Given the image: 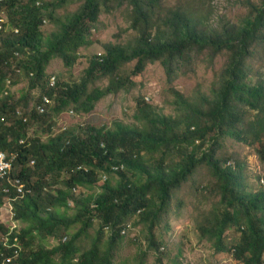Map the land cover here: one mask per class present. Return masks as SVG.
<instances>
[{
  "label": "trees",
  "instance_id": "trees-1",
  "mask_svg": "<svg viewBox=\"0 0 264 264\" xmlns=\"http://www.w3.org/2000/svg\"><path fill=\"white\" fill-rule=\"evenodd\" d=\"M65 2L0 3L11 28L19 30L6 37L0 32V94L6 75L17 79L11 70L15 66L23 71L29 92L41 90L37 105L43 97L53 100L51 116L68 111L88 116L105 98L133 91V78L143 74L147 66L159 63L170 84L180 75L185 76L192 59L200 55L212 60L225 52L226 62L212 97L202 96L197 103V98L192 102L171 90L175 105L182 111L179 116L157 115L142 98H137L134 118L142 124L141 129L118 122L111 129L67 131L46 143L34 139L29 148L20 146V141L31 128L49 119L48 114L27 111L23 115L25 123L15 117V110L28 109L29 95L24 94L16 102L11 96L0 97V150L17 156L12 176L22 178L32 189L31 195L15 203L17 219L24 224L20 243L26 251L14 264H114L127 237L123 229L130 223L134 228L144 227L148 252L160 254L164 246L153 232L170 211L176 192L201 166L209 169V190L218 200L197 226L199 241L208 243L217 254L230 253L239 264H264V189L245 192L242 162L233 154L219 157L221 141L228 138L253 147L258 160L264 163V78L251 64L264 47V0L246 4L248 14L240 25L226 22L217 28L203 24L183 7L164 9L163 0H84L78 11L59 24L58 32L44 38V17L51 18L52 11L47 12ZM125 6L131 11L130 29L137 35L134 46L106 45L103 55L92 58L79 83L57 81L55 88L47 89L49 77L47 81L45 70L50 62L59 59L66 69H72L79 60V51L92 46L90 37L102 9L110 13ZM13 52L25 57L16 59ZM132 63V77L126 78L122 70ZM104 79L109 80L106 89H90ZM52 127L51 122L48 132ZM155 155L159 157L153 166H147L144 156L152 159ZM168 159L176 163L168 165ZM31 160L36 165L30 169ZM114 168H118L115 173ZM102 173L108 176L105 182ZM110 175L119 177L117 184L110 182ZM65 176L62 188H50ZM75 187L78 192L81 188H100L101 192L86 196L74 192ZM70 207L76 210L74 216L58 214ZM95 223L99 229L92 247L82 251L78 241ZM78 224L80 228L70 234ZM230 229L238 233L237 240L226 237ZM64 237L68 238L65 243ZM49 239L59 242L53 248L42 246ZM103 244L105 249L101 248Z\"/></svg>",
  "mask_w": 264,
  "mask_h": 264
},
{
  "label": "rangeland",
  "instance_id": "rangeland-1",
  "mask_svg": "<svg viewBox=\"0 0 264 264\" xmlns=\"http://www.w3.org/2000/svg\"><path fill=\"white\" fill-rule=\"evenodd\" d=\"M46 1L58 3L62 0ZM83 2L84 0H66L61 7L54 10L50 9L47 13L52 11V17H44L41 26L42 36L46 38L58 32L59 24L78 11ZM258 2L259 0H163V8L183 7L200 18L203 24L217 28L219 24L226 22L240 25L248 14L246 4H257ZM208 11L210 12L209 18L206 19ZM2 12L4 11L0 9V14ZM130 25L131 11L127 6L110 13L102 9L99 22L90 37L92 46L79 51V60L72 69H66L59 59L51 61L45 70L47 81L48 77L49 79L56 77L58 82L79 83L89 68L92 58L103 55L106 45L134 46L137 35L130 29ZM8 29L3 33L4 37L9 33L14 34L11 28ZM225 62V52L212 60L207 55H200L192 59L191 68L185 76L180 75L170 84L167 82L163 68L159 63L147 66L143 74L133 78L132 81L136 83L133 91L120 92L105 98L97 104L95 110L88 116H77L75 113L72 114V111H68L61 116L53 117L50 113L48 114L49 119H44L45 122L41 126L31 128L25 139L30 144L34 139H40L46 143L50 138L67 131L77 133V131L86 130L89 127L111 129L118 122L128 127L141 129L142 124L134 118L137 114V98H142L157 115L171 118L179 116L182 111L175 105V97L171 90H176L192 102L197 98V103L202 96L212 97V90L217 88L219 75ZM251 64L264 78V47L258 50V54L251 60ZM134 66L135 63L126 65L122 70V75L131 78ZM21 73L23 74L22 70ZM15 80L16 83L11 89V97H9L16 102L24 94L29 95L28 109L18 107L15 110L21 114L20 118H23L27 111H32L37 105V101L41 97V90L34 89L29 92V83L25 78L20 77L13 81ZM108 86L109 80L104 79L92 84L90 89L104 90ZM46 88L48 89V85ZM0 97L1 99L7 98ZM51 122L53 127L51 132H48V125ZM221 143L222 148L219 151V157L233 154L244 165L241 183L245 192L264 189V184L259 182V178L264 177V163L258 160L254 148L228 138L223 139ZM158 157L155 155L151 159L149 156H144L146 165L152 167L153 161ZM171 161L176 163L175 160L168 159L166 164L170 165ZM66 178L65 176L59 179V182L52 184L50 188L53 190L62 188ZM109 178L113 185L119 181V177L115 175H110ZM210 182L209 169L206 166H201L196 170L194 177L184 183L181 189L176 192V198L170 206V211L166 216H162L161 224L153 232L156 241L165 248L160 249V254L148 252L146 248L148 244L147 234L143 226L137 225L135 228L132 227L133 229L128 232L127 237L121 243L114 258V264H239L230 253L217 254L208 243L198 239L197 226L218 200V197L209 190ZM100 192V188H81L78 193L87 196ZM75 213L76 210L72 207L67 212L64 209L58 212V214L66 215L68 218L74 216ZM136 220L137 218L134 219V221ZM164 226H167V229ZM79 228V224L75 225L70 234L75 233ZM98 229V223H95L89 233L79 239L78 245L82 251L92 247ZM225 235L232 241L238 238V233L234 229H230L229 234ZM106 236L108 235L106 234ZM58 242L59 239H49L47 242H43L42 246L53 248ZM105 245L103 244L101 248L105 249ZM34 248L37 247L34 246ZM158 260L160 261L158 262Z\"/></svg>",
  "mask_w": 264,
  "mask_h": 264
},
{
  "label": "built area",
  "instance_id": "built-area-1",
  "mask_svg": "<svg viewBox=\"0 0 264 264\" xmlns=\"http://www.w3.org/2000/svg\"><path fill=\"white\" fill-rule=\"evenodd\" d=\"M3 0H0V3ZM11 28L9 19L7 14L2 12L0 14V32H5ZM14 33H19L18 29L11 28ZM13 56L16 59H20L25 57L18 52H14ZM11 70L15 72L16 75L20 76L21 68H17L15 66H11ZM32 77V74H29V78ZM12 79L8 76V78L4 81V89H3V96H8L11 88H12ZM57 85L56 77H51L49 79L48 88L52 89L55 88ZM54 103L49 97H43L42 102L39 105L34 107L35 112L40 115L44 116L49 114L50 109L53 107ZM73 114V112H72ZM15 117L21 119V114L18 111L15 112ZM24 122H27V119H24ZM20 145L28 146L27 141H20ZM16 155L8 156L6 153L0 151V188H3L0 191H3L6 194H13L16 193L18 196L24 195H31L32 189L28 188V184L22 181V178H13V164L16 161ZM35 161L30 162V167H35ZM123 169V168H122ZM118 168H114L113 172H117ZM102 181H107L108 176L105 173H102ZM259 182L264 184V177H261ZM74 192H78V188H73ZM7 202L4 205L5 213L0 215V244L2 245L0 248V258H2L1 264H14L21 256L23 248L20 244L19 238V228L20 225L17 221H14V213H13V202L16 200L15 198H6ZM3 211V210H1ZM133 224L130 223L125 229H123V235H127L130 230L133 228ZM107 232L110 231L109 227L105 228ZM67 237L62 239V242L65 243L67 241Z\"/></svg>",
  "mask_w": 264,
  "mask_h": 264
},
{
  "label": "clouds",
  "instance_id": "clouds-1",
  "mask_svg": "<svg viewBox=\"0 0 264 264\" xmlns=\"http://www.w3.org/2000/svg\"><path fill=\"white\" fill-rule=\"evenodd\" d=\"M8 31V30H7ZM6 32V31H5ZM5 32H2V33H5ZM14 33V32H13ZM14 34H16V33H14ZM14 53V52H13ZM8 76L12 79V81H13V78L11 77V75L10 74H8V75H6L5 76V79L6 78H8ZM14 77H16V78H22L23 77V74H21L20 76H18V75H16L15 73H14ZM5 79H4V81H5ZM13 84H12V88H13ZM11 88V89H12ZM3 89H4V82H3ZM3 89H2V92H3ZM1 92V94H0V96H2V97H9V96H11V91H10V93H9V95L8 96H3V93ZM21 119H24V118H21ZM20 120V119H19ZM21 141H27V143H28V146H24V147H27V148H29L30 146H31V144L28 142V140L27 139H22ZM20 144V143H19ZM20 146H22V145H20ZM1 151V150H0ZM5 153V152H4ZM9 156V155H8ZM31 161H34V160H31ZM30 161V162H31ZM14 165V164H13ZM29 168L31 169V167H30V164H29ZM34 168V167H33ZM3 188H0V190H2ZM4 192L3 191H0V196H1V194H3ZM26 196H28V195H24V196H18L16 193H13V194H4V197L3 198H0V215L1 214H3V213H5V208H4V205H5V203L7 202V200H6V198L7 197H9V198H15L16 200L13 202V213H14V221H17L18 223H19V225H20V228H19V238H20V231H21V229L24 227V224L19 220V219H17V216H16V211H15V203L16 202H18L20 199H23L24 197H26ZM1 210H3V211H1ZM21 244V243H20ZM21 246H22V244H21ZM22 248H23V251H22V253H21V256L25 253V249H24V247L22 246ZM21 256H20V258H21ZM20 258L15 262V263H17L19 260H20ZM1 261H2V259H1Z\"/></svg>",
  "mask_w": 264,
  "mask_h": 264
}]
</instances>
